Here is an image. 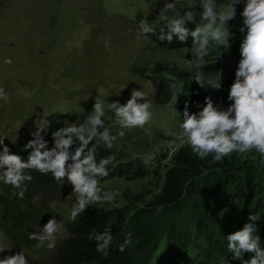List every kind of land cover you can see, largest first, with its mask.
I'll return each mask as SVG.
<instances>
[{"label":"rangeland","instance_id":"obj_1","mask_svg":"<svg viewBox=\"0 0 264 264\" xmlns=\"http://www.w3.org/2000/svg\"><path fill=\"white\" fill-rule=\"evenodd\" d=\"M76 1L79 6L73 8L74 21L61 33L46 37L44 22L36 21L35 17L40 11L50 9L51 0H0V88L9 97L8 100L0 99V138L23 139L36 131L42 119L50 121L48 130L69 123H83L92 112L97 95L106 102L103 119L105 126L110 127L115 115L108 103L118 101L124 105L133 90L145 91L153 104V119L144 128L125 129V138L118 141L113 150L117 153V162L126 165L127 171L122 177L102 180L100 187L110 192L113 199L93 205L109 208L120 205L125 199L132 200L133 196L146 197L154 192L155 186L160 184L166 156L186 144V137H182L179 128L185 104L189 105L190 113L201 111L195 102L202 95L209 97L213 88L207 81L216 79V73L222 77L229 68L238 66L239 45L246 34L239 31L243 27L241 13L246 0H240L236 5V17L229 22L234 33L231 49L210 45V55L203 68L205 87L192 80L197 70L187 63L193 58L191 36L189 46L175 50L158 47L148 38L138 37V23L147 17L148 22L154 24L165 0ZM230 2L217 0L218 6ZM175 3L177 14L183 15L189 6L197 13L202 12L199 0H175ZM194 27L189 23L190 29L194 30ZM208 65L214 68L209 70ZM156 67L163 71H156ZM164 85L165 94L155 90V86ZM214 106L223 110L219 104L214 103ZM148 154H151V163L145 165L142 157ZM247 158L244 153L240 160ZM247 174L250 179H256L259 173L250 171ZM214 180L220 182L218 173ZM223 182L230 192L231 182ZM6 190L0 188V193L6 194ZM46 200L48 207L42 227L55 217L64 226L57 240L62 239L66 236L65 223L71 219L76 195L73 189L67 195L51 192L46 195ZM217 213L212 230L210 228L208 232L211 234L209 243L192 234L186 241V250L179 251L163 235L151 254L150 264H196L199 261L241 264L227 249L224 203ZM37 243L30 250H23L28 264L45 263L51 257L53 249H48L46 244L37 247ZM262 244L261 241L263 248ZM3 249L0 259L14 255L10 241L0 230V250ZM246 254L245 260L253 255Z\"/></svg>","mask_w":264,"mask_h":264},{"label":"clouds","instance_id":"obj_2","mask_svg":"<svg viewBox=\"0 0 264 264\" xmlns=\"http://www.w3.org/2000/svg\"><path fill=\"white\" fill-rule=\"evenodd\" d=\"M239 2L240 0H231L230 3L218 6L217 0H199L202 12L197 13L189 6V10L181 15L177 14L175 0H165L155 26L148 22L147 17L138 23V37L156 36L160 42L171 44L174 37L181 43H186L191 36L193 45L190 51L193 58L186 61L197 70L192 80L205 87L203 68L210 55V45L231 49L234 33L229 22L235 19L236 5ZM241 16L243 27L239 31L246 34L239 45L240 59L235 80L228 93L231 106L226 110H219L212 99L206 97L204 105H198L202 110L190 113L186 103L179 124L181 135L186 137L192 153L200 160L211 156L212 164L221 162L233 153L243 154L253 150L260 154L261 163H264V0H246ZM189 23L195 25L194 30L187 26ZM216 75V79H209L207 83L219 90L222 87L221 74ZM8 98L5 90L0 88V99ZM174 100L177 103V96ZM105 103L97 95L93 110L83 123H69L52 132L54 147L50 150L42 133H46L51 124L48 119H42L39 127L31 134L33 138L23 149L26 152L31 150L26 159L10 153V149L4 145V138H0V182L15 189L12 195L22 200L27 192V183L33 180L30 174L32 170L43 175L51 173L57 183L67 179L76 195V202L70 212L73 221L89 206L111 201L112 194L104 191L100 182L109 176L108 165L116 161V153L97 161V146L103 144L106 149L111 150L118 141H123L125 129L144 128L153 119V104L145 91L133 90L124 105L118 101L108 103L115 119L110 127H106L103 119ZM174 111L177 112L175 109ZM77 142L79 146L74 154L70 153ZM90 144L92 147H89ZM142 159L145 165L150 164L151 154ZM38 200V196L34 197V202ZM248 219L253 223H245L242 230L226 236L228 252L233 253V258L240 260L241 264H264V247H261V241L264 246V239L260 240L261 237L256 234L254 223L259 218L250 215ZM63 229V224L53 217L38 232L29 234V239L37 241V247L46 244L51 250L56 247ZM95 241L96 251L107 256L114 238L110 230H105L95 235ZM131 244L132 233L128 232L123 243L118 245V250L123 252ZM244 253L253 255L244 260ZM0 264H28V261L21 250L0 259Z\"/></svg>","mask_w":264,"mask_h":264},{"label":"trees","instance_id":"obj_3","mask_svg":"<svg viewBox=\"0 0 264 264\" xmlns=\"http://www.w3.org/2000/svg\"><path fill=\"white\" fill-rule=\"evenodd\" d=\"M51 1L53 5L50 9L40 11L38 17L33 16L34 12L31 11L36 21L44 22L43 34L46 37L61 33L68 27L74 21L73 8L79 6L76 0ZM148 39L156 46L168 50L187 47L191 43L190 37L186 43L174 37L171 44L160 42L156 36ZM207 68L211 70L214 67L208 65ZM155 69L163 71V68ZM236 70L237 66L229 68L221 77V89L209 92L212 101L221 105L223 110L232 103L228 100V93L235 80ZM165 87L155 86V90L165 94ZM196 100L197 106L204 105L205 97L202 95ZM58 129L42 133L49 150L54 147L52 132ZM33 132L23 139H4V145L10 149V153L26 159L31 150L26 152L23 149L33 138ZM78 146L79 142L72 146L70 153L74 154ZM112 153L116 151L98 145L96 159L99 161ZM245 154L248 155L246 160H240L242 154L233 153L221 162L212 164L211 156L204 160L198 159L187 143L177 147L166 156L167 161L160 173V184L155 186L152 194L146 197L133 196L132 200L125 199L120 205L109 208L89 206L75 221L70 219L65 223L66 236L57 240L50 259L36 264H150L151 254L163 235L179 251L186 250V241L192 234L196 239L209 243L211 234L208 232L212 230L223 203L227 211L224 218L227 235L242 230L245 223H253L248 219L250 215L259 218L254 222L257 233L264 234V163H261L260 154L255 150ZM117 159L116 153V161L108 165L109 176L104 179L122 177L127 171V166L117 162ZM250 171L259 173L256 179L248 177L247 172ZM216 173L221 177L219 183L214 180ZM30 174L33 180L27 183V192L22 200L12 195L15 189L0 182V188H7L6 194L0 193V230L10 241L14 254L34 246L36 241L30 240L29 234L42 228L45 219L43 215L48 207L46 195L51 192L67 195L72 189L67 179L57 183L51 173L43 175L32 170ZM225 180L232 184L230 192L225 188ZM37 196L39 200L34 202ZM105 230H110L114 238L107 256L96 251L95 241V235ZM128 232L132 233V244L120 252L118 245L123 243ZM246 255L243 254L244 260ZM196 264L205 262L199 261Z\"/></svg>","mask_w":264,"mask_h":264}]
</instances>
